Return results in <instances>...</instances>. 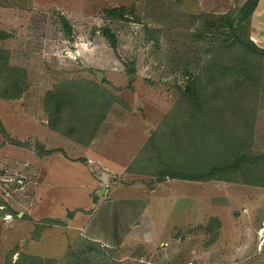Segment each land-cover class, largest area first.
Here are the masks:
<instances>
[{
	"label": "rangeland",
	"instance_id": "obj_1",
	"mask_svg": "<svg viewBox=\"0 0 264 264\" xmlns=\"http://www.w3.org/2000/svg\"><path fill=\"white\" fill-rule=\"evenodd\" d=\"M195 2L0 0V264H264V53L247 45L239 10L214 14ZM112 112L148 121L130 169L153 200L185 198V223L171 218L160 242L149 215L132 242L105 250L76 233L72 212L35 220L33 203L19 202L38 175L27 167L20 186L17 151L48 150L39 139L49 132L32 136L41 126L88 141ZM125 132L131 149L141 134ZM13 135L20 141L5 154ZM214 170L202 181L171 176ZM229 202L240 215L223 220Z\"/></svg>",
	"mask_w": 264,
	"mask_h": 264
},
{
	"label": "crops",
	"instance_id": "obj_2",
	"mask_svg": "<svg viewBox=\"0 0 264 264\" xmlns=\"http://www.w3.org/2000/svg\"><path fill=\"white\" fill-rule=\"evenodd\" d=\"M195 1L197 8L215 14L240 10L247 0ZM249 22V37L259 47L264 48V0H259ZM147 125L148 121L141 117L140 119L133 118L130 113L115 117L112 112L101 122L95 135L86 144L72 140L46 126H41L39 132L32 136L38 138L37 135L42 133L40 129L49 132L52 137L50 141L48 139L47 141L53 148H49L47 141L40 138V145L46 144L47 151L37 146L33 147L36 152L30 150L28 155L23 148L16 150L18 169L23 172L20 186L25 182L27 167L38 175L33 183L35 185L33 195L19 191L21 195L19 202L33 203L31 212L28 211L27 214L35 220L49 218L50 221L61 217V214L68 210L72 212V218L68 220H70L71 227L77 230L76 233H81L83 239L105 250L117 249L120 246L123 247L125 243L132 242L129 238L131 237L130 232L136 226H143L145 216L149 215L153 220L154 234L156 233L152 239L162 241L164 234L169 231L171 218L178 221L176 224L178 226L185 223L186 203L185 198H181L179 193L177 196H172L177 197L174 198L177 201L171 206L168 204L167 199L170 198L168 194L165 195L167 199L161 195L160 199L156 197L153 200L151 190L147 188V185L145 186L144 182L138 180L141 174L130 169L147 145L148 136L145 133ZM131 127L141 134V139L129 149L130 145L125 139L128 137V131L122 132ZM13 134L19 135L18 132H13ZM14 135L13 138H4L5 143H10H6L3 147L5 154L15 146V141H20ZM12 157H9V160H12ZM22 187L20 190L23 189ZM249 191L251 194L252 191ZM242 197L245 199L246 195L243 193ZM26 204L23 203L25 209H27ZM227 206L222 214L223 220L224 218L234 219L233 215H240L239 211L233 210V203L229 202ZM209 208L212 211L214 209L212 204ZM23 214H26V210L25 212L20 211L18 215ZM143 234L142 239L145 243L152 240L150 236L148 237V232ZM166 240L164 243L171 245V240ZM39 243L43 244L44 240L41 239ZM50 244L53 245V243ZM39 245L35 244V248ZM99 262L95 261L97 264Z\"/></svg>",
	"mask_w": 264,
	"mask_h": 264
},
{
	"label": "trees",
	"instance_id": "obj_3",
	"mask_svg": "<svg viewBox=\"0 0 264 264\" xmlns=\"http://www.w3.org/2000/svg\"><path fill=\"white\" fill-rule=\"evenodd\" d=\"M258 2H259V0H247L246 1V3L244 4V6L238 11V13H239V16H238L239 22L240 21H244V20L250 21V17L252 15L253 11L255 10V8L257 7ZM61 21L64 24V28L69 33H71L73 28H72V25L70 24L69 20L65 16H63L62 19H61ZM106 31H107V34H106ZM0 33H1L0 36H2V37H4V36L7 35V34H3V31L0 32ZM105 35H107V37L110 40V42L112 43L113 47H115V43H116V37H115V35L109 34V30H107V29L105 30ZM246 43H247V45L253 47L255 50H257V51H259L261 53H264V48L259 47L251 38H246ZM194 97L196 98L197 97V94ZM90 140H88V141L81 140L80 142L86 144ZM218 172H219V170H214L210 174H204V175L203 174L186 175V174H182V173H171V176L173 178H178V179H187V180H193V181H202V180H206L208 178H211V179L214 178L215 179L216 178L215 175Z\"/></svg>",
	"mask_w": 264,
	"mask_h": 264
},
{
	"label": "water",
	"instance_id": "obj_4",
	"mask_svg": "<svg viewBox=\"0 0 264 264\" xmlns=\"http://www.w3.org/2000/svg\"><path fill=\"white\" fill-rule=\"evenodd\" d=\"M131 69H133V68H131ZM95 72H96L98 78H99L100 80H102V78L104 77V73L101 72V71H95Z\"/></svg>",
	"mask_w": 264,
	"mask_h": 264
},
{
	"label": "built area",
	"instance_id": "obj_5",
	"mask_svg": "<svg viewBox=\"0 0 264 264\" xmlns=\"http://www.w3.org/2000/svg\"><path fill=\"white\" fill-rule=\"evenodd\" d=\"M20 182H22V180H19Z\"/></svg>",
	"mask_w": 264,
	"mask_h": 264
}]
</instances>
